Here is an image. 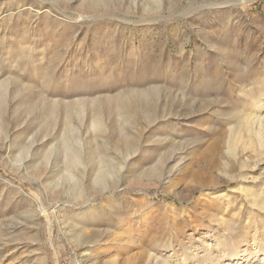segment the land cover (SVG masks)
<instances>
[{"label":"rangeland","instance_id":"rangeland-1","mask_svg":"<svg viewBox=\"0 0 264 264\" xmlns=\"http://www.w3.org/2000/svg\"><path fill=\"white\" fill-rule=\"evenodd\" d=\"M192 256L264 264V0H0V264Z\"/></svg>","mask_w":264,"mask_h":264},{"label":"bare ground","instance_id":"bare-ground-1","mask_svg":"<svg viewBox=\"0 0 264 264\" xmlns=\"http://www.w3.org/2000/svg\"><path fill=\"white\" fill-rule=\"evenodd\" d=\"M212 149H215V147H213ZM207 158H208V156H207ZM210 161L211 160H209V158L207 160H205L204 165L202 167H199V173L196 176L197 181H196L195 184L197 186H199L198 188L201 191L219 188V187H217L218 184L216 182H214V181H206V180L203 179V175L208 172L207 168H210V164H209ZM249 190L250 189H248L246 187L244 191H249ZM206 205H208V206H206ZM202 206H206L207 208L210 207V209H202L198 213V215H195V213H192L191 211L188 212L190 214L189 215L190 217L187 218L186 225H189V226H192V227H187L186 228V232L182 231L183 239H187V238L192 239V238H194L196 236L201 235L202 233H204V234L208 233L209 231H206V229H209V228H214V227L221 228V226H222L221 222H222L223 219L226 220V221L228 219H230L229 221H231V222L233 221L235 223L239 222L241 220V216H239V215H237V218H230L228 216V213H229V210L231 209V207H227V208H225V210H223V214H221L220 219L216 218L215 221H214V219H213L214 215H212V213L209 212L211 209L213 210L212 206H210L209 204H205V202H204V204L202 203ZM214 211H215V214L222 213V210L219 207H215ZM191 216H193V217H191ZM196 216L198 218H196ZM205 220H207L209 222L211 227L208 225L206 227V229L203 230V228L201 227V225H202L201 223H203ZM194 226H196L195 228H197L198 226H200V227L198 229H193ZM193 260H196L195 256H192V258L187 259V262H188L187 264H190L189 261H193Z\"/></svg>","mask_w":264,"mask_h":264}]
</instances>
